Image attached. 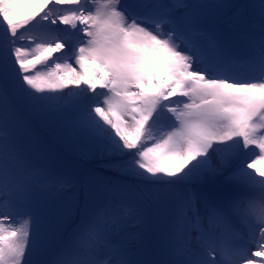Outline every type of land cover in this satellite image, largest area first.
<instances>
[{
    "label": "snow or ice",
    "instance_id": "1",
    "mask_svg": "<svg viewBox=\"0 0 264 264\" xmlns=\"http://www.w3.org/2000/svg\"><path fill=\"white\" fill-rule=\"evenodd\" d=\"M26 3L0 0V264H264V0Z\"/></svg>",
    "mask_w": 264,
    "mask_h": 264
},
{
    "label": "rangeland",
    "instance_id": "2",
    "mask_svg": "<svg viewBox=\"0 0 264 264\" xmlns=\"http://www.w3.org/2000/svg\"><path fill=\"white\" fill-rule=\"evenodd\" d=\"M234 2L236 3H244L247 2V0H234ZM31 5V8H30ZM36 5L33 4V0H31V2L29 3L27 1V3L23 6H20V17H23L24 15H26L27 13L31 12L34 10ZM21 31H23V29H21ZM61 35H64V33H62ZM18 46H22V47H28V41H19L18 42ZM68 91V90H65ZM74 97L71 96H65L60 102L61 103H65V104H70L74 101ZM1 130V129H0Z\"/></svg>",
    "mask_w": 264,
    "mask_h": 264
},
{
    "label": "bare ground",
    "instance_id": "3",
    "mask_svg": "<svg viewBox=\"0 0 264 264\" xmlns=\"http://www.w3.org/2000/svg\"><path fill=\"white\" fill-rule=\"evenodd\" d=\"M29 3L31 2V0H27ZM30 8H31V5H30Z\"/></svg>",
    "mask_w": 264,
    "mask_h": 264
}]
</instances>
